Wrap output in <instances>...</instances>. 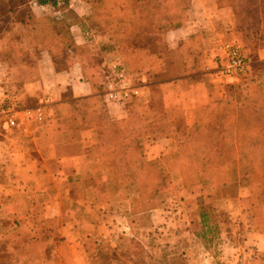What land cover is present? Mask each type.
Masks as SVG:
<instances>
[{
  "label": "crops",
  "instance_id": "1",
  "mask_svg": "<svg viewBox=\"0 0 264 264\" xmlns=\"http://www.w3.org/2000/svg\"><path fill=\"white\" fill-rule=\"evenodd\" d=\"M76 1L0 17V106L24 121L0 130V264H176L166 248L175 244L177 253V243L182 264H197L199 239L191 229L183 233L192 219H177L175 194L159 192L156 206L136 212L135 195L119 187L121 159L135 147L146 174L168 168L163 160L230 85L217 74L218 48L233 43L250 71L252 62L264 70V26L253 54L238 0H173L182 24L165 33L162 56L133 80L140 97L123 108L107 102L100 87L118 57L113 41ZM68 38L72 49L63 44ZM164 227L175 231L155 234ZM215 239L201 264H264V233L251 225L236 240L221 223ZM133 243L143 249L140 258L126 253Z\"/></svg>",
  "mask_w": 264,
  "mask_h": 264
},
{
  "label": "trees",
  "instance_id": "2",
  "mask_svg": "<svg viewBox=\"0 0 264 264\" xmlns=\"http://www.w3.org/2000/svg\"><path fill=\"white\" fill-rule=\"evenodd\" d=\"M81 4L90 13L88 21L94 23L101 21L105 24L107 33L113 39V36H120L119 39L114 38L113 48L118 53L116 57L125 67L126 71L133 77L140 74L143 65L151 61L153 58L161 57L165 51L164 35L168 31L176 29L182 24V20L175 18L172 14L173 0H80ZM9 2L11 8L9 12H14L19 8H28L31 10L33 5L45 7H57L61 4L60 0H0V3ZM133 3L132 9L126 6ZM239 14H240V30L248 33L245 35L251 42V50L254 54L261 40L260 30L264 26V0H238ZM123 3L124 6H123ZM127 8V11L125 12ZM261 13V17L259 14ZM124 15V16H123ZM121 16H131L132 18H139L140 24L133 28H126L123 26ZM143 34H153L157 36L156 50L153 54L146 51L137 50L134 41H131L130 35L134 32ZM127 34V35H124ZM129 35V36H128ZM124 36H126L124 38ZM122 43V44H121ZM63 44L72 49L71 39L64 40ZM126 45V46H125ZM260 67L261 65L255 64ZM263 75L259 77V81L263 80L264 70L261 68ZM250 82L246 85H229L226 89L224 99L217 104L212 105L205 111L200 123L185 133L183 140L179 141L178 151L171 157L166 159L176 158L180 165V176L184 185H216L218 190L236 188L237 191L250 192L249 200L254 211L253 214V229L255 232L264 233V80L263 83ZM101 90L104 94L105 84L102 82ZM235 95V96H234ZM234 99L237 106V113L241 122V126H229L226 133L228 142H218L212 139L214 149L219 154L216 157L218 163L210 162V155L208 154L203 160L193 157H186L182 155V148L193 140L195 133H199L205 126V123L210 119L218 108L225 105V107H232L231 100ZM235 108V105H234ZM236 109V108H235ZM216 130V128H215ZM214 130V131H215ZM229 134V135H228ZM188 141H184V139ZM198 138V136H197ZM195 138V141L196 139ZM194 141V142H195ZM202 153V152H201ZM203 154V153H202ZM184 157V159L181 158ZM203 156H206L203 154ZM180 157V158H178ZM182 159V160H181ZM121 166V185L120 188L130 190L136 199L133 201L136 212L145 211L155 205L156 195L165 190V187L160 185V182L149 186L147 181V174L143 164L138 163V154L135 147L125 158H122ZM180 160V161H179ZM212 166L213 172L211 176L206 172V167ZM218 169H222L223 173H218ZM209 180H213L211 183ZM154 183V182H151ZM214 204V216L228 215L223 209V206L229 208L231 212L232 206L227 202ZM232 200V199H230ZM229 200V201H230ZM202 225L208 222L207 217L202 214ZM220 222L212 227L211 231L217 233ZM213 234V233H212ZM197 237L198 234H196ZM215 237L209 236L213 242H216ZM201 241H206L207 236H200ZM127 245H125L126 247ZM131 250L126 253H132L136 258H140L143 249L141 248L140 256L134 252L135 247L140 248L138 244L133 243ZM126 249V248H125ZM125 249L123 248V254ZM110 251L107 249L102 251ZM137 251V250H136ZM109 254H105L108 256ZM104 255V254H103Z\"/></svg>",
  "mask_w": 264,
  "mask_h": 264
},
{
  "label": "rangeland",
  "instance_id": "3",
  "mask_svg": "<svg viewBox=\"0 0 264 264\" xmlns=\"http://www.w3.org/2000/svg\"><path fill=\"white\" fill-rule=\"evenodd\" d=\"M28 1L29 0H27V2ZM60 1H61L60 2L61 7L68 8V6L71 5L69 4V1L71 3V0H60ZM124 4L125 3H123V6ZM74 7L83 8V5L81 4L80 0H77L76 3L74 4ZM126 7L132 9L133 3L130 2L129 5ZM10 8L11 5L9 2L0 3V17L2 18L5 15V13L9 12ZM127 8L125 12L127 11ZM123 16H121L123 20L122 24L124 27L126 26V28L134 29L136 26L140 24L139 22L140 20H138L139 18L136 19L135 17L132 18L131 16H125V17ZM94 23H98L100 28L102 27L101 31L107 32L105 24L103 22L95 21ZM125 37L126 36H124V38ZM130 37H131V41H134L135 48L137 50L147 49V50L155 51L157 48L156 43L158 41V38L153 34H143V33L134 32L132 35H130ZM112 38L113 41L114 38L119 39L120 36L116 35L113 36ZM261 40H263V36L261 37ZM261 75H263L261 72V68L255 66L254 62H252V70L250 71L248 76L239 80L237 83L233 85L234 86L246 85L252 81L254 82V80L256 82L255 84L257 83L262 84L263 80L259 81V77H261ZM230 102L232 104V107H227V106L225 107V105H223L222 107L217 109L218 111L216 113L214 112L211 116H209L210 117L209 120H207L205 123H202L203 125L201 126H205V127H203L202 128L203 130H201L199 133H195L194 135L191 136V137L194 136V138L193 140L191 138L190 142H188L186 146L182 148L183 149L182 155L190 158L193 157L195 160H197L198 158L203 160L209 154L210 157L208 156V158L210 159V162H213L214 165H216L215 163H218L216 157L219 156V154L214 149V145L216 144V142L213 143L211 140L216 139L218 142H223V141L228 142L227 140L228 136L226 137V133H225L226 131H228V127L241 126L239 123V121L241 122V120L237 113V107H236L237 105L233 104L235 103V100L232 99ZM234 105L236 109L234 108ZM222 131H225L224 134H222ZM195 138H197L196 141ZM184 141H188V140L185 138ZM201 152L206 156H203ZM181 158L184 159L183 156H181ZM163 162L170 163L171 165L166 169L161 167L160 171H158L159 173L155 172V170L150 169L149 175L147 174L148 175L147 181L149 186H152L160 182V185L165 187L164 191L168 189V193L175 194L174 200L171 201V204L177 203V219L179 220L186 219L188 220V222L190 219H192L191 221L192 228L187 227L185 229V232L183 233L189 236L191 229L192 234L194 233V235L198 234L199 237L202 235L207 236L206 241H201L200 238L196 236L199 239L197 243L198 247L196 250H194L197 251V257L194 258L195 259L194 261L195 262L197 261V264L204 263L203 262L204 250L213 249L214 247H217L218 244L216 242H213L212 239L208 237L209 236L215 237L216 234L218 235L221 234V223H224V228L227 227L228 233L232 238H236V240H242L243 236L246 234L247 226L251 225L253 227V221L252 224H250L251 222H249V219L250 221L251 218L253 220V214H254V211L251 207V202L249 200L250 192L239 191V190L237 191L236 188H230V189L226 188V190L225 189L218 190L217 188H215L216 185L214 184H209L205 186L196 185V184L184 185L180 176V165L177 160V157L171 158V160L166 159ZM205 171L208 172V174L211 176V173L213 172L212 166L206 167ZM217 171L218 173L224 174V171L222 169H218ZM209 181L211 183H214L213 180H209ZM180 196H184V197H180ZM227 198H229V200L232 199L230 201L229 200L227 201L232 206L231 214L224 216L221 215L214 216L213 205L217 203H225ZM156 203L157 201H155V205ZM181 208H184L185 212H181L180 211ZM240 209H243L242 211L243 216L242 217L234 216L236 213L239 212ZM202 214H204V216L207 217L206 219L208 220V222L205 223V225H202V221H203ZM216 221L220 222V226H218L217 233L214 231L210 232L214 224H216ZM188 222H186L185 224L187 225ZM163 229H164L163 231H159V232L156 231L155 234L161 236L166 235L169 237L170 234H173L175 231L173 227H170L169 231H167L166 227H164ZM179 230L180 229L177 228V235L179 233ZM188 244L189 243H186V245ZM138 246L140 248L135 247L134 252L137 254V256H140L139 251L142 247L140 244H138ZM167 247L168 248H166V252H169L168 254L171 255L170 260L174 261L176 264H182L183 258L179 256V252L181 251L179 248V244L177 243V253H175L176 252L175 244H171V245L169 244L167 245ZM170 247L171 249H169ZM187 252H189V250H187ZM102 254L104 255L109 254V252L104 250L102 251ZM162 254L163 253H160V256ZM189 261L190 260L187 259V261L185 262L189 263ZM249 262H251V260L247 258L246 264H249ZM138 263L141 264L140 261H137L135 264Z\"/></svg>",
  "mask_w": 264,
  "mask_h": 264
},
{
  "label": "built area",
  "instance_id": "4",
  "mask_svg": "<svg viewBox=\"0 0 264 264\" xmlns=\"http://www.w3.org/2000/svg\"><path fill=\"white\" fill-rule=\"evenodd\" d=\"M216 56L217 74L229 81L230 85L237 83L250 73L251 61L246 58L241 49L233 43L222 44ZM136 77L131 76L124 65L115 57L111 68L104 76V98L113 105L126 108L140 97V86L134 84ZM29 111L21 114L28 115ZM41 113L37 111L36 119L41 120ZM24 126L19 112L9 106H0V130H16Z\"/></svg>",
  "mask_w": 264,
  "mask_h": 264
}]
</instances>
